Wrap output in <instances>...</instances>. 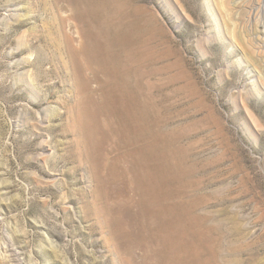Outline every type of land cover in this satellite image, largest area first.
<instances>
[{
    "label": "rangeland",
    "instance_id": "1",
    "mask_svg": "<svg viewBox=\"0 0 264 264\" xmlns=\"http://www.w3.org/2000/svg\"><path fill=\"white\" fill-rule=\"evenodd\" d=\"M104 1L0 0V264H264V0Z\"/></svg>",
    "mask_w": 264,
    "mask_h": 264
},
{
    "label": "bare ground",
    "instance_id": "2",
    "mask_svg": "<svg viewBox=\"0 0 264 264\" xmlns=\"http://www.w3.org/2000/svg\"><path fill=\"white\" fill-rule=\"evenodd\" d=\"M77 1H78V0H77ZM88 1H89V0H88ZM108 1L110 2L111 0H108ZM73 2H74V1H73ZM83 2H84V0H83ZM91 2H92V1H91ZM99 2H100V1H99ZM106 2H107V1H106ZM111 2H112V1H111ZM120 2H121V1H120ZM120 2H119V3H120ZM87 3H88V2H87ZM100 3H101V2H100ZM104 3H105V1L103 2V0H102V4H103V5H105ZM130 3H131V2H130ZM89 4H90V3H89ZM94 4H95V3H94ZM102 4H100V5H102ZM106 4H107V3H106ZM108 4H110V3H108ZM120 4H121V3H120ZM92 5H93V4H92ZM110 5H111V4H110ZM112 5H113V3H112ZM79 6H80V5H79ZM82 6H83V5H82ZM84 6H86V5H84ZM120 6H121V5H120ZM77 7H78V6H76V8H77ZM106 7H107V5H106ZM106 7L104 6V9H105ZM111 7H112V6H111ZM121 7H122V6H121ZM71 8H72V7H71ZM82 8H83V7H82ZM84 8H85V7H84ZM87 8H88V7H87ZM89 8H90V7H89ZM93 8H94V7H93ZM102 8H103V7H102ZM108 8H109V7H108ZM108 8H107V9H108ZM112 8H114V11L116 10V9H115V6L112 7ZM112 8H110V10H111ZM104 9H103V10H104ZM118 9H119V8H118ZM78 10H79V9H78ZM84 10H85V9H84ZM123 10H124V9H123ZM104 11H105V10H104ZM121 11H122V10H121ZM78 12H79V11H77L76 13H78ZM83 12H84V11H83ZM87 12H88V11H87ZM116 12H117V11H116ZM88 13H89V12H88ZM126 13H128V12H126ZM73 14H75V13H73ZM79 14H82V13H79ZM83 14H84V13H83ZM83 14H82V15H83ZM85 14H86V13H85ZM109 14H110V13H109ZM112 14H113V11H112L111 15H112ZM117 14H118V13H117ZM75 15H76V14H75ZM77 15H78V14H77ZM87 15H88V14H87ZM111 15H109V16H111ZM83 16H84V15H83ZM92 16H93V15H92ZM107 16H108V14H107ZM116 16H117V15H116ZM76 18H77V17H76ZM86 18H87V17H86ZM108 18H109V17H108ZM79 19H80V17H79ZM111 19H112V18H111ZM83 20H84V19H83ZM83 20H82V21H83ZM107 20H108V19H107ZM113 21H114V20H113ZM77 22H78V21H77ZM120 22H121V21H120ZM82 23H83V22H82ZM90 23H91V22H90ZM118 23H119V22H118ZM122 23H123V22H122ZM107 24H108V23H107ZM114 26H116V25H114ZM118 33H119V32H118ZM116 34H117V33H116ZM118 37H119V35H118ZM121 38H122V37H121ZM118 39H119V38H118ZM114 41H115V40H114ZM116 41H117V39H116ZM119 41H121V39H119ZM122 41L125 42L126 40H124V39L122 38ZM117 42H118V41H117ZM126 43H127V41H126ZM118 44H120V43L118 42ZM127 44H128V43H127ZM120 47H121V46H120ZM125 47H126V45H125ZM118 48H119V47H118ZM81 51H83V50H81ZM83 52H84V51H83ZM85 53H86V52H85ZM81 55H82V54H81Z\"/></svg>",
    "mask_w": 264,
    "mask_h": 264
}]
</instances>
